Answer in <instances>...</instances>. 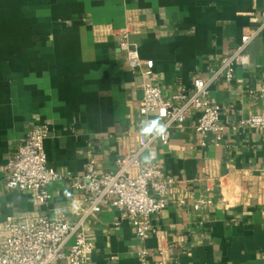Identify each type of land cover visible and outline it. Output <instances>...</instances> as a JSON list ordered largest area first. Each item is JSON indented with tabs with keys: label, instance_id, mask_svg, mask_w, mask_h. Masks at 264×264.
<instances>
[{
	"label": "crops",
	"instance_id": "0c3cea01",
	"mask_svg": "<svg viewBox=\"0 0 264 264\" xmlns=\"http://www.w3.org/2000/svg\"><path fill=\"white\" fill-rule=\"evenodd\" d=\"M264 0H0V221L36 213L76 223L85 207L72 187L93 160L99 173L137 146L142 121L139 75L131 73L115 37L95 39L97 27L134 21L131 41L163 97L210 77L241 35L260 23ZM264 33L236 65L231 83L211 87L230 126L264 110ZM192 120L170 131L144 155L179 182L166 208L151 216L154 233L137 239L112 208L87 219L93 238L90 264H264V143L262 134L227 130L215 143ZM46 127L48 165L63 179L48 186L50 199L4 186L5 166L25 135ZM210 205L193 210L195 200ZM177 199L183 200L179 205Z\"/></svg>",
	"mask_w": 264,
	"mask_h": 264
},
{
	"label": "built area",
	"instance_id": "2783aa9c",
	"mask_svg": "<svg viewBox=\"0 0 264 264\" xmlns=\"http://www.w3.org/2000/svg\"><path fill=\"white\" fill-rule=\"evenodd\" d=\"M138 31L139 26L130 21L120 29L97 27L94 33L98 42L108 37L117 39L126 65L141 79L139 113L144 118H159L167 127L165 135H140L137 146L117 158L113 173H99L94 161L89 160L83 177L72 181V187L82 192L85 201L76 223H69L61 216L51 220L36 213L0 221V264H90L94 240L85 235L83 225L88 218L107 208L119 213L120 220L114 223L115 228L120 226V221H127L137 239H147L154 233L151 216L166 208L168 198L174 199L172 194L180 183L164 176L160 165L146 163L144 155L156 143L167 146L171 129L191 119L193 130L202 138L214 135L215 143L227 130L237 132L242 129L260 132L264 143V110L225 126L220 122L221 107L210 91L219 82L233 81L236 65L246 49L264 33V13L260 15V23L243 33L237 47L222 57L218 69L210 77H197L189 90L182 89L168 97L162 96L151 69L143 67L138 45L131 41ZM259 95L264 100V84ZM47 136L46 127L31 129L5 166L4 186L8 190L28 193L40 204H46L50 199L48 186L64 178L47 163L44 151ZM177 203L182 205L183 200L177 199ZM210 204V200L199 198L194 201L193 210L199 211ZM146 256L145 251L138 252L139 264H146Z\"/></svg>",
	"mask_w": 264,
	"mask_h": 264
},
{
	"label": "clouds",
	"instance_id": "9594fccd",
	"mask_svg": "<svg viewBox=\"0 0 264 264\" xmlns=\"http://www.w3.org/2000/svg\"><path fill=\"white\" fill-rule=\"evenodd\" d=\"M166 131H167L166 125L161 123V120L159 118L141 122L140 133L144 136L163 137ZM151 159H152L151 155L144 157L146 163L150 162Z\"/></svg>",
	"mask_w": 264,
	"mask_h": 264
}]
</instances>
